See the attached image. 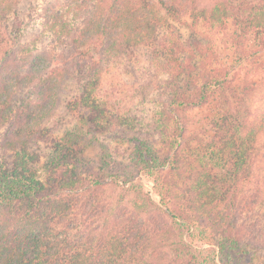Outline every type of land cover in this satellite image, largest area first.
Listing matches in <instances>:
<instances>
[{
  "label": "trees",
  "instance_id": "obj_1",
  "mask_svg": "<svg viewBox=\"0 0 264 264\" xmlns=\"http://www.w3.org/2000/svg\"><path fill=\"white\" fill-rule=\"evenodd\" d=\"M21 1L0 0V264H203L264 251V0H42L29 41ZM177 24L220 33L226 60ZM140 50L157 87L146 117L100 91L112 64ZM59 110L71 125L61 134ZM115 133L131 147L101 146L99 167L85 166L89 145Z\"/></svg>",
  "mask_w": 264,
  "mask_h": 264
},
{
  "label": "rangeland",
  "instance_id": "obj_2",
  "mask_svg": "<svg viewBox=\"0 0 264 264\" xmlns=\"http://www.w3.org/2000/svg\"><path fill=\"white\" fill-rule=\"evenodd\" d=\"M42 0H22L19 5V20L23 23V39L29 41L33 39L38 33V26L35 25L33 19L37 17L38 12L42 6ZM185 21L188 22L185 17ZM178 31L182 35L183 40H202L209 39L214 46L219 50L222 55V60H226L229 55V47L225 44L223 36L219 33H208L204 29H199L198 34L192 33L185 26L177 24ZM11 30V27L8 29ZM202 36H205L202 38ZM0 47L2 42L0 41ZM1 58V55H0ZM74 89V83H67L66 90L63 93V97L69 94ZM101 97L107 102L113 109L120 110L122 113H130L131 115L148 116L153 109V102L157 100V87L156 81L153 79V68L150 66L142 50L137 53L135 60L129 62L126 59L120 60L117 64L114 63L110 67L107 73L103 74L101 83ZM204 113H207V108L196 110L194 112L195 119L200 122ZM57 118H62L60 126L68 117L63 113V110H59ZM55 118V119H57ZM69 122H65L62 128H59L58 132L61 134L66 129L70 128ZM47 126H56L54 122H50ZM120 135L117 133V136ZM99 143L92 142L87 151L85 152L82 162L85 166L98 168L99 167V152L101 146L107 150L109 156L114 153L116 147L130 148L128 136L125 138L116 137L115 134L109 136H100ZM114 156V155H113ZM127 159V155H125ZM45 159H40L37 165L42 176L41 167ZM116 160V156L114 158ZM115 167V166H114ZM113 167V168H114ZM111 168V167H109ZM115 172L116 169L114 168ZM147 190L150 191L149 184L146 178H143L140 182ZM122 189L115 187V190L109 192L110 200H113L121 192ZM246 253L238 255L237 257H223L219 255L215 261H207L203 264H263L264 263V251H253L250 247H245Z\"/></svg>",
  "mask_w": 264,
  "mask_h": 264
}]
</instances>
